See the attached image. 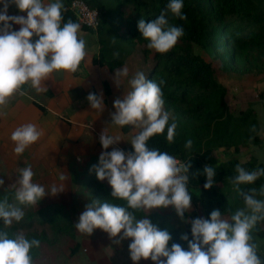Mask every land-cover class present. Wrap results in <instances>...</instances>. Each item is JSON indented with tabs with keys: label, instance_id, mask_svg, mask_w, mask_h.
Instances as JSON below:
<instances>
[{
	"label": "clouds",
	"instance_id": "9594fccd",
	"mask_svg": "<svg viewBox=\"0 0 264 264\" xmlns=\"http://www.w3.org/2000/svg\"><path fill=\"white\" fill-rule=\"evenodd\" d=\"M0 108L6 107L24 85H30L36 91L41 90L42 81L53 72L75 73L86 56V41L79 37L80 25L68 20L62 24V0H0ZM10 5H15L24 15H8ZM183 0H169L165 12L151 22L141 19L138 30L148 41L147 47L159 53H166L175 46L183 36V29L169 26L167 12L186 19L181 14ZM13 25H20L13 30ZM33 37H37L33 41ZM114 55L118 56L119 53ZM128 76L124 67L115 71V82L119 86L121 78ZM159 83L146 78L143 72H137L129 80L131 90L114 100L115 112L111 114V124L116 126L131 125L141 130L132 137L130 143L134 151L125 152L119 148L103 151L99 156L94 171L100 181L107 180L112 188L111 196L123 199L127 206H119L108 202L94 200L85 206L74 227L83 234L90 236L95 229H101L121 240L131 238L128 245L130 259L138 264L141 259L154 264H264L252 242L251 230L258 220H264V200L257 199V190L242 192L239 185L251 184L258 177L264 176V168L247 171L240 165L236 166L237 175L232 183L240 191L245 207L237 209L231 216V222L222 218L219 209H213L210 219L196 218L191 221L192 239L185 234L181 239L188 241V249L180 244L172 243L167 230H161L146 217L137 220L129 209H155L173 206L181 218L191 208L192 196L187 189L191 163L180 162L167 152L150 149L147 141L150 137L163 133L167 128V140L172 142L177 123L169 124V116L163 111V92ZM87 100L92 109L102 112L103 99L95 93H89ZM251 131H255V126ZM43 135L34 124L17 127L11 134L15 143L13 149L17 155L36 143ZM103 149L120 141L119 137L106 134V129L99 137ZM191 139L185 147L191 148ZM206 176L205 189L213 187L216 171L213 166L203 169ZM31 166L19 169L15 199L22 205H36L46 194L52 195L63 191L62 187L53 185L50 191L33 182ZM61 181L65 180L60 175ZM4 180L0 179V186ZM264 196V187L258 193ZM24 212L12 207L7 196L0 200V220L5 226L13 221L23 219ZM38 239H27L24 235L9 238L6 231H0V264H33L30 251L39 247ZM164 258V259H162Z\"/></svg>",
	"mask_w": 264,
	"mask_h": 264
},
{
	"label": "trees",
	"instance_id": "16d2710c",
	"mask_svg": "<svg viewBox=\"0 0 264 264\" xmlns=\"http://www.w3.org/2000/svg\"><path fill=\"white\" fill-rule=\"evenodd\" d=\"M91 8L99 12V25L90 28L79 23L72 12V0H62V24L69 19L80 25L81 30L94 32L98 39L97 50L91 61L95 65L105 66L114 71L121 66L139 43L147 44L138 30V22L144 19L151 22L165 12L169 0H84ZM51 2L48 0L47 3ZM46 3V4H47ZM126 7L128 11H126ZM181 14L186 19H180L170 11L166 14L169 26H178L183 29V36L173 48L166 53L154 52L153 65L148 68L146 78L159 83L163 92V108L168 113L169 124L177 123L175 136L172 142L167 140V128L163 133L149 138L147 146L167 152L171 156L181 157L186 164L191 163L187 189L192 196L191 204L196 205L203 218L210 219L213 209H219L221 216H231L237 209L245 207L242 192L257 190V199L264 200L259 190L264 187V176L258 177L251 184L239 185L238 199L231 201L220 183L233 184L237 175V165L251 172L264 168V162L259 161L253 154L244 160L231 157L219 160L214 155L218 147L232 149L239 153L241 149L250 145H257L264 150L263 138L259 134L260 122L252 105L246 108L230 109L227 103L228 88L216 77L213 60L220 62L219 69L233 74L263 75L264 74V0H183ZM111 21V22H110ZM37 37H35L36 39ZM110 38L114 39L110 42ZM121 42V43H120ZM202 50L210 59L200 52ZM148 51V50H147ZM119 53L118 56L114 55ZM147 53V52H146ZM75 76L86 78L89 71L84 60ZM104 91L110 95L112 89L107 80H102ZM264 99V86L258 94ZM45 112V107L38 105ZM255 126V131H251ZM120 127V126H119ZM123 133L133 130V126L120 127ZM141 129L134 132L138 134ZM191 139V148H186V141ZM125 152L134 151L132 145L122 147ZM89 158L86 164L88 171L92 168ZM213 166L216 171L213 187L205 189L206 176L203 169ZM84 186L90 191L91 199L108 202L119 206H127L123 199L111 196L112 188L107 180L100 181L95 172ZM15 190L6 192L0 190V200L5 196L8 203L14 207H21L24 217L21 221L5 226L0 220V231H6L9 238H15L16 231L26 230L25 238L40 241L39 247L30 251L33 264L41 254L42 243L48 240L47 231L54 233L55 240L59 237L74 236V222L59 204H46L35 209L33 205H22L15 199ZM137 220L148 217L161 230H167L172 243H177L185 250L188 241L181 239L182 235L176 227L166 224L164 216L155 211L129 209ZM184 215H186L184 213ZM258 220L251 234L264 237V228ZM37 225L43 227L40 233L33 230ZM185 234L188 240L192 239L191 225L185 224ZM77 241L70 247V255L79 251Z\"/></svg>",
	"mask_w": 264,
	"mask_h": 264
},
{
	"label": "rangeland",
	"instance_id": "374dc122",
	"mask_svg": "<svg viewBox=\"0 0 264 264\" xmlns=\"http://www.w3.org/2000/svg\"><path fill=\"white\" fill-rule=\"evenodd\" d=\"M47 1L48 0H44V3L46 4ZM126 11H128L127 7ZM78 34L86 41V51L88 49L93 50L95 44L98 43L97 35L94 32L86 30H79ZM113 40L114 39L110 38V42ZM154 52L155 50L149 49L147 44H136L132 52L125 57L123 64L117 67L114 71L109 72L108 83L112 91L110 95H107L102 86L101 93L105 95L103 100L104 109L102 112L92 109L87 100L89 93L98 94L99 86L95 85V90L94 88L87 90L85 103L80 108L87 109V112L91 113V116H98L100 119V123L89 122V125L93 127V134H91L89 139L84 135H82V138L68 139L62 136L60 130L55 126L53 142L47 147V151L54 149L53 155L48 152L47 154H42L40 156L37 155V158H35V155L33 154H35L36 151H31L30 154L28 152V155L27 149H25L23 154L19 155L17 159V156L15 157V160L13 156L10 159L8 154H5L4 157L0 154V179L4 180V184L0 186V190L6 192L10 189H14L16 191L19 188V185L16 182L19 169L31 166L35 173L33 182L42 185L46 192L50 191L53 185L63 188V191H60L55 195H52L51 193L46 194L40 202L33 205V208L38 209L44 207L46 204H59L69 212L74 224L78 222V218L85 210V206L93 201L91 199L90 191L84 186L86 180L92 175L86 168L89 158L93 159L90 166L97 165L99 162V156L103 151L110 152L113 148L121 149V146H129L134 132L140 129L133 126L131 132L122 133L123 136L119 135L117 132L120 129L119 126L111 124V114L115 112L113 107L114 100L117 98H123V96L131 90L129 80L132 79L137 72H143L146 76L148 68L154 63ZM200 52L205 58L210 59V57L202 50H200ZM87 54L89 58L91 55L89 50ZM212 65L215 69L217 79L228 88L227 103L229 108H246L247 106L252 105L260 122L261 128L259 134L262 136L264 143V99L260 98L258 95L264 86V74L240 75L225 72L219 69L220 62L218 60H213ZM124 67H127L128 69V76L122 77L121 84L118 86L115 82V71L121 70ZM89 68L91 76L88 80H84V84H88L91 79V81H93L98 76L96 66H91ZM76 79L75 83H80L77 82ZM92 84H95V82ZM71 92L74 93V90H71ZM81 101H83V99H81ZM77 108L78 104L64 107V109L60 111L62 112L60 115L64 117L75 115V118H85L86 115L84 114V111L82 109L77 110ZM163 111L167 112L164 108ZM103 113L106 117L102 116ZM168 116H171V113H168ZM54 118L57 119L55 115ZM100 125H103V128L108 131V135L120 138V141L117 144L110 146L107 150L103 149L99 140V134L104 131L100 128ZM86 127L89 129L88 126ZM62 130L65 131L64 128H62ZM64 146L68 147L67 154L62 153L64 152V150H62ZM30 148H34V146ZM251 154L255 155L259 161L264 162V150L257 145H250L248 148H243L239 153H235L232 149L226 147H218L214 150V155L218 157L219 160H225L231 157L244 160ZM30 157L31 160H28ZM60 175H64L66 179L61 181L59 179ZM219 185L222 186L231 201L238 199V190L234 184H224L222 182ZM14 207L19 208L17 205ZM21 207L20 209L22 210ZM145 210L155 211L164 216L166 224L171 227H176L182 236L185 235L186 223L191 225L192 220L203 218L199 208L194 204H191L190 210L185 212L186 215H184L183 218L177 215L173 206ZM222 218L229 220L230 222L228 216H222ZM261 226L264 228V222L261 223ZM42 229L43 227L37 225L31 231H37L40 233ZM46 231L48 240L41 244V254L35 259L34 264H134L130 259L128 248L131 238L121 240L119 244L115 243L116 240L120 239L122 233L117 237L112 238L108 233L97 228L90 236H88L87 234L80 233L75 228L74 236L66 235V237H59L55 240L53 231L48 229H46ZM15 233L17 235H25L26 230H19ZM251 236L252 242L256 245L257 255L264 260V237H259L253 234H251ZM77 241L80 243L79 251L76 255L71 256L70 247H72ZM138 264H154V262L151 261V259H141Z\"/></svg>",
	"mask_w": 264,
	"mask_h": 264
},
{
	"label": "crops",
	"instance_id": "0c3cea01",
	"mask_svg": "<svg viewBox=\"0 0 264 264\" xmlns=\"http://www.w3.org/2000/svg\"><path fill=\"white\" fill-rule=\"evenodd\" d=\"M0 8H3L2 4H0ZM8 15L26 16V12L21 13L15 7V5H10V7L8 8ZM19 28L20 25H13V30H19ZM33 41H35V37H33ZM97 48L98 47L95 44L93 50L88 49L91 54L89 57L90 63L87 56L88 50L86 51L84 64L89 71V75L86 78L75 76L70 72H53L50 74L46 81H42L40 91H36L34 88H31L30 85L26 84L20 91H18L13 97L10 98V102L6 107L0 108V154L3 157L5 156V154H8L10 156V159L12 156L14 157V159L16 156V159L19 157V155L15 154L13 151L15 143L11 140V134L17 127H20L24 124H34L36 125L37 129L42 131L43 133V135L36 143L26 148L27 154L28 152L30 154L31 151H36L35 154H33L35 155V158H37V155L40 156L42 154H47L48 152H50L52 155L54 154V149H50V151H47V147H49L53 142L55 126L60 130V134L68 139L82 138V135H84L85 137L87 136V138L89 139L91 134H93V127L89 125V122L100 123V119L98 118V116H91V113L87 112V109L80 107L85 103L87 90L90 88H94L95 90V85L99 86V91L97 90V96H101L104 100L105 95L101 93L103 86L102 80L108 81V75L109 72H111L105 66L95 65L92 63L91 57L97 50ZM91 66L97 67L96 72L98 76L95 80L91 81V79L88 84H84V80H88V78H90L91 76V71L89 68ZM74 78H78L76 80L80 83H75ZM93 82H95V84H92ZM71 90H74V93L71 92ZM81 99H83V101H81ZM76 104H78L77 110L82 109L84 111V114L86 115L85 118H75V115L71 117H64L60 115V113H62L60 111L63 110L64 107ZM38 105L45 107L46 111L43 112ZM54 115L57 117V119L54 118ZM102 116L106 117L104 113ZM103 125H100V128L102 130H105L103 128ZM86 126H88L89 129H87ZM62 128H64L65 131H63ZM117 132L119 135L123 136V132L121 131V129H119ZM107 133L108 131L106 132V134ZM100 135L101 133L99 134V136ZM33 146L34 148H30ZM67 149L68 147L64 146L62 149L64 150V152L62 153L67 154ZM29 159L31 160V157L28 158V160Z\"/></svg>",
	"mask_w": 264,
	"mask_h": 264
},
{
	"label": "built area",
	"instance_id": "2783aa9c",
	"mask_svg": "<svg viewBox=\"0 0 264 264\" xmlns=\"http://www.w3.org/2000/svg\"><path fill=\"white\" fill-rule=\"evenodd\" d=\"M70 8L80 24L94 29L98 27V10L91 8L84 0H72ZM174 157L180 162V164H186L183 158Z\"/></svg>",
	"mask_w": 264,
	"mask_h": 264
}]
</instances>
